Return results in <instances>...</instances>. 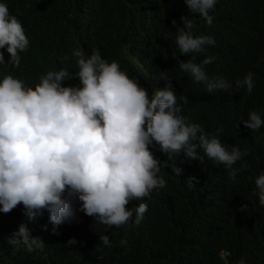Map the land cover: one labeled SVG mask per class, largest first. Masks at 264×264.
Masks as SVG:
<instances>
[{
    "label": "trees",
    "instance_id": "trees-1",
    "mask_svg": "<svg viewBox=\"0 0 264 264\" xmlns=\"http://www.w3.org/2000/svg\"><path fill=\"white\" fill-rule=\"evenodd\" d=\"M11 15L22 23L29 48L20 53L19 66L0 65V79L12 75L34 87L47 71L67 69L73 78L65 85L79 83L74 50L86 56L99 49L101 56L116 61L129 78L144 87L149 97L172 80L181 114L201 126L204 132L220 133L226 147H245L248 154L234 167L240 168L235 182L223 165L204 157L200 162L180 156L162 162L159 175L166 186L145 198L148 211L137 224L117 228L95 224L94 218L76 212L77 219L53 232L49 214L33 221L22 214V205L0 213V264H264V206L254 194L255 178L264 172V127L251 131L241 123L257 111L264 118V0H217L208 25L190 11L185 0H2ZM192 20L194 36L211 35L215 44L196 55L199 63L215 57L205 66L212 78L230 82L251 71L255 87L251 93L214 91L194 82L180 71L178 62L190 57L179 55L175 43V20ZM8 54L5 53L7 61ZM186 96L182 103L179 97ZM241 123V124H240ZM238 126V127H237ZM201 155H204L201 151ZM246 165V167H243ZM182 169L177 176L173 168ZM198 181L189 188L186 178ZM133 200L126 207L138 206ZM247 204L246 211L240 206ZM79 202L74 203V209ZM26 223L32 237L44 246L28 252L23 245L9 243L12 233ZM108 235L111 246L99 239ZM78 243L67 246L69 239Z\"/></svg>",
    "mask_w": 264,
    "mask_h": 264
},
{
    "label": "clouds",
    "instance_id": "clouds-1",
    "mask_svg": "<svg viewBox=\"0 0 264 264\" xmlns=\"http://www.w3.org/2000/svg\"><path fill=\"white\" fill-rule=\"evenodd\" d=\"M216 3L185 0L190 11L208 25L213 23L209 12ZM181 20L183 26L172 21L175 43L179 55L190 58L178 62L180 71L203 83L208 93L240 89L251 93L255 87L251 71L234 82L208 75L205 66L215 57L206 56L197 63L196 55L205 53L206 46L214 45L215 40L211 35L194 36L192 20ZM28 48L22 23L0 0V65L19 66L20 53ZM73 55L78 65L77 85H65L73 78L67 69L47 71L34 87L12 75L0 79V213L22 205V214L33 221L47 212L54 233L64 223L74 222L77 211L107 227L130 226L134 214L138 224L148 211L143 200L166 186L159 175L162 162L153 148L174 164L180 156L200 162L206 156L223 165L235 182L241 169L234 165L244 159L248 149L222 144V129L209 134L199 124L190 123L181 114L182 106L169 77L161 73L164 87L149 97L137 80L129 78L118 62L105 60L99 49L89 56L74 50ZM179 100L188 102L186 96ZM241 123L257 131L264 127V118L252 111ZM173 171L177 176L182 173L177 166ZM186 182L194 188L198 181L187 177ZM254 194L264 206V172L255 178ZM133 200L141 202L126 207ZM77 201L79 206L74 209ZM247 207L242 204L240 210L245 212ZM99 239L111 246L108 235ZM9 243L23 245L28 252L44 246L30 235L26 223L12 233ZM77 243L71 238L67 246ZM239 264H245L244 260Z\"/></svg>",
    "mask_w": 264,
    "mask_h": 264
}]
</instances>
